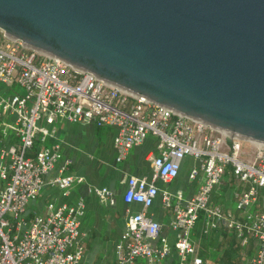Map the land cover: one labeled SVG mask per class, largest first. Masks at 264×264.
I'll return each instance as SVG.
<instances>
[{
	"label": "built area",
	"instance_id": "2783aa9c",
	"mask_svg": "<svg viewBox=\"0 0 264 264\" xmlns=\"http://www.w3.org/2000/svg\"><path fill=\"white\" fill-rule=\"evenodd\" d=\"M3 34L0 30V85L16 90L0 96V116L11 118L4 126L14 139L5 143L0 138V264L81 263L82 201L50 203L44 213L28 212L44 186L57 187L67 196L83 181L70 173L71 162L58 147L35 148L51 136L46 126L57 120L113 128L117 163L148 136L156 138L151 181L129 177L123 194L124 203L145 210L160 193L156 181L176 179L184 158L197 161L188 175L190 180L201 176L195 196L182 201L179 194L161 193L163 205L172 211L173 244L159 236L160 224L144 212L127 213L125 230L114 246L115 264H134L137 259L158 264L172 252L178 264H202L191 238L202 215L209 230L225 228L243 243L252 240L248 264H264V145L154 105ZM51 172L55 175L46 181ZM225 175L240 186L233 192L237 217L212 202ZM89 192L113 204L107 188Z\"/></svg>",
	"mask_w": 264,
	"mask_h": 264
},
{
	"label": "water",
	"instance_id": "95a60500",
	"mask_svg": "<svg viewBox=\"0 0 264 264\" xmlns=\"http://www.w3.org/2000/svg\"><path fill=\"white\" fill-rule=\"evenodd\" d=\"M13 41L264 145V0H0Z\"/></svg>",
	"mask_w": 264,
	"mask_h": 264
},
{
	"label": "crops",
	"instance_id": "0c3cea01",
	"mask_svg": "<svg viewBox=\"0 0 264 264\" xmlns=\"http://www.w3.org/2000/svg\"><path fill=\"white\" fill-rule=\"evenodd\" d=\"M5 119L11 120L10 117ZM46 127L49 129L51 136L47 138L44 144L36 143L35 148L58 147L63 157L71 162L70 173L82 178L83 181L74 184L67 196H63L62 191L57 187L44 186L37 198L29 204L28 212L31 215L44 213L46 205L50 203L58 206L64 203L73 205L82 201L84 210L80 217V234L84 253L80 264H115L114 246L125 230L127 213L144 212L146 216L151 217L160 224L159 236L167 238L169 243L173 244L175 234L171 227L172 211L163 205L161 193L168 191L174 195L179 194L182 201H187L195 196L201 183V176L195 180H190L188 175L190 168L197 166L196 160L190 157L184 158L181 162L179 174L172 182L166 184L156 181L155 185L159 188L160 193L154 200L153 205L145 210L139 204L124 203L123 194L129 177L140 178L146 182L151 181V158L158 152L155 137L148 136L141 145L130 150L125 160L117 163L113 147L115 135L113 128H98L90 123L71 124L64 120H57L53 125ZM1 134L5 137V143L14 141L11 132L6 128L2 130ZM54 175L55 172H51L46 177V181ZM230 185L232 186V184ZM99 188H107L112 193V205L89 192V189ZM223 188L225 186H220L218 190L224 192ZM239 189L240 186L236 184L235 190L238 191ZM218 190L213 195L212 202L221 205L237 217L238 214L234 209L235 198L233 192L227 200V194L223 195ZM219 197H224L225 200L218 203ZM222 229L214 230V232L209 230L203 215L196 223L191 238L196 247V256L202 259V264L209 263V261L205 263L204 258L216 255L215 247L220 241ZM212 233H215V235L211 236ZM209 241L212 242L209 244ZM247 242L243 243L242 241V245H246ZM202 245L206 246L207 255L199 253ZM134 264L147 263L143 259H137ZM158 264H178L177 256L172 252Z\"/></svg>",
	"mask_w": 264,
	"mask_h": 264
},
{
	"label": "trees",
	"instance_id": "16d2710c",
	"mask_svg": "<svg viewBox=\"0 0 264 264\" xmlns=\"http://www.w3.org/2000/svg\"><path fill=\"white\" fill-rule=\"evenodd\" d=\"M230 179L232 180L231 177ZM213 235L215 233L211 236ZM212 241H209V244ZM215 251V256L204 258L205 263L209 261L210 264H246V258H250L253 252L252 241L249 239L246 245H242V240L237 238L233 231L223 228Z\"/></svg>",
	"mask_w": 264,
	"mask_h": 264
},
{
	"label": "rangeland",
	"instance_id": "374dc122",
	"mask_svg": "<svg viewBox=\"0 0 264 264\" xmlns=\"http://www.w3.org/2000/svg\"><path fill=\"white\" fill-rule=\"evenodd\" d=\"M16 90V88L15 87H13V88H11V89H9V90H7L4 86H2V85H0V94H5V93H9V94H13V92ZM10 122V121H8V120H6L5 118H1L0 117V138H5V137H2L3 135L1 134L2 133V130H4L5 129V126L3 125L4 123L3 122ZM233 182V180H231L230 179V176L229 175H225V177H224V180H223V182H222V185L221 186H225V188H223V191L224 192H222L221 190H218L219 192H221L223 195L224 194H227L226 195V198H227V200H229L228 198H230V194L232 193V192H234L235 191V188H236V184L234 183H232ZM230 184H232V186L230 185ZM231 187H230V186ZM223 200H225L224 199V197H219L218 198V203H221ZM206 246H204V245H202L201 247H200V249H199V253L201 254H203V255H207V253H208V251H207V248H205ZM249 263V258L247 259L246 258V264H248ZM206 264H210V263H206Z\"/></svg>",
	"mask_w": 264,
	"mask_h": 264
}]
</instances>
